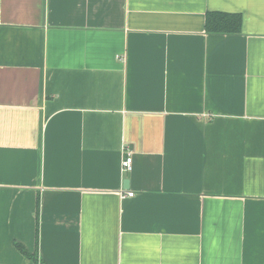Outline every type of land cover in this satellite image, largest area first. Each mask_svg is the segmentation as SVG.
<instances>
[{
  "label": "crops",
  "instance_id": "crops-1",
  "mask_svg": "<svg viewBox=\"0 0 264 264\" xmlns=\"http://www.w3.org/2000/svg\"><path fill=\"white\" fill-rule=\"evenodd\" d=\"M0 264H264V0H0Z\"/></svg>",
  "mask_w": 264,
  "mask_h": 264
},
{
  "label": "trees",
  "instance_id": "trees-1",
  "mask_svg": "<svg viewBox=\"0 0 264 264\" xmlns=\"http://www.w3.org/2000/svg\"><path fill=\"white\" fill-rule=\"evenodd\" d=\"M240 19L224 13L209 12L205 19V30L210 33H234L239 30ZM15 246L20 252L30 256L27 250L19 243Z\"/></svg>",
  "mask_w": 264,
  "mask_h": 264
},
{
  "label": "built area",
  "instance_id": "built-area-1",
  "mask_svg": "<svg viewBox=\"0 0 264 264\" xmlns=\"http://www.w3.org/2000/svg\"><path fill=\"white\" fill-rule=\"evenodd\" d=\"M121 168L122 170H130L131 169V156L130 155H126V157H124V159H122L121 161ZM134 194L133 191H127L126 192V196H132Z\"/></svg>",
  "mask_w": 264,
  "mask_h": 264
},
{
  "label": "water",
  "instance_id": "water-1",
  "mask_svg": "<svg viewBox=\"0 0 264 264\" xmlns=\"http://www.w3.org/2000/svg\"><path fill=\"white\" fill-rule=\"evenodd\" d=\"M124 188H128V180L127 179L124 181Z\"/></svg>",
  "mask_w": 264,
  "mask_h": 264
}]
</instances>
